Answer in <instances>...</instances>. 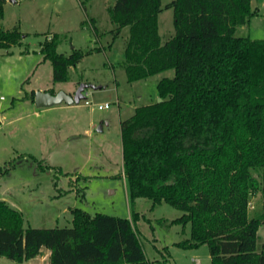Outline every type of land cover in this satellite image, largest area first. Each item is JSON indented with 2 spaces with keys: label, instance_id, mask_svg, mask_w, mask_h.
Here are the masks:
<instances>
[{
  "label": "trees",
  "instance_id": "obj_1",
  "mask_svg": "<svg viewBox=\"0 0 264 264\" xmlns=\"http://www.w3.org/2000/svg\"><path fill=\"white\" fill-rule=\"evenodd\" d=\"M164 8L173 10V35L162 43L161 0H114L108 7L113 39L129 27L127 82L174 70L157 83L160 102L120 121L129 197L181 211L172 223L189 224V238L174 245L206 244L209 264H264V245L256 251L264 213L249 215L251 196L264 190V39L235 35L255 11L250 0H171ZM21 34L0 26V49L20 44ZM59 43L54 34L40 46L53 82L67 81L69 68L92 52L59 53ZM133 220L96 213L77 216L71 227H25L20 212L0 200V256L20 263L46 248L48 264H154Z\"/></svg>",
  "mask_w": 264,
  "mask_h": 264
},
{
  "label": "rangeland",
  "instance_id": "obj_2",
  "mask_svg": "<svg viewBox=\"0 0 264 264\" xmlns=\"http://www.w3.org/2000/svg\"><path fill=\"white\" fill-rule=\"evenodd\" d=\"M170 1L161 0L157 18L162 43L173 35V10L164 8ZM113 4L114 0L2 4L0 26L17 27L22 37L20 44L0 49V200L20 212L25 227H71L77 216L85 220L96 213L128 219L134 215L145 256L154 264H209L206 244L192 249L174 245L189 238V224L172 223L181 211L165 202L152 206L150 199L129 197L122 177L120 121L131 116L134 107L156 102L158 81L172 78L174 70L127 82L122 61L129 27L113 39L115 24L108 12ZM250 6L255 13L235 35L264 39V0H250ZM54 34L60 39L59 53L92 50L69 68L65 82H53L51 63L40 53L41 44ZM79 84L87 85L79 103L38 108L31 102L32 91L48 86L75 91ZM105 103L108 108L97 107ZM258 212L264 213V190L250 198L249 215ZM263 245L264 222L257 230L256 251ZM0 264L27 263L0 256Z\"/></svg>",
  "mask_w": 264,
  "mask_h": 264
},
{
  "label": "water",
  "instance_id": "obj_3",
  "mask_svg": "<svg viewBox=\"0 0 264 264\" xmlns=\"http://www.w3.org/2000/svg\"><path fill=\"white\" fill-rule=\"evenodd\" d=\"M86 86V84H79L73 94L66 93L63 90H59L57 92L36 91L34 92L33 103L38 108H48L62 102H65L69 105L79 103V101L83 98V91ZM160 101L161 98L158 97L157 102Z\"/></svg>",
  "mask_w": 264,
  "mask_h": 264
},
{
  "label": "crops",
  "instance_id": "obj_4",
  "mask_svg": "<svg viewBox=\"0 0 264 264\" xmlns=\"http://www.w3.org/2000/svg\"><path fill=\"white\" fill-rule=\"evenodd\" d=\"M51 90L52 91L54 90L55 92H57L59 90H63L66 93H70L71 94V93H73L74 88H68L66 90L59 88V89L55 90V89H53V88H51V87L48 86L47 89H44L43 91H51ZM135 108L136 107H134L133 109H135ZM49 256H50V251L48 249H46V248H41L40 254L38 256H36L35 258H32L30 260L24 261V262L27 263V264H41L42 263L41 258H43L44 259L43 262L45 264H48L49 263Z\"/></svg>",
  "mask_w": 264,
  "mask_h": 264
},
{
  "label": "built area",
  "instance_id": "obj_5",
  "mask_svg": "<svg viewBox=\"0 0 264 264\" xmlns=\"http://www.w3.org/2000/svg\"><path fill=\"white\" fill-rule=\"evenodd\" d=\"M85 104H89V102L87 101V100H85ZM108 106H109V103H105V104H103V105H101V104H98L97 105V107L99 108V109H102V108H108Z\"/></svg>",
  "mask_w": 264,
  "mask_h": 264
}]
</instances>
